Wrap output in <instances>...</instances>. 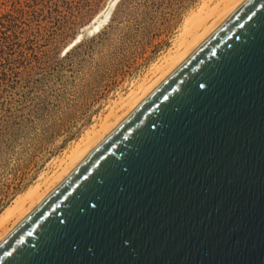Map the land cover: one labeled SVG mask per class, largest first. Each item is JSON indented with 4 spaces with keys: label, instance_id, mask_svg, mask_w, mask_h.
<instances>
[{
    "label": "water",
    "instance_id": "1",
    "mask_svg": "<svg viewBox=\"0 0 264 264\" xmlns=\"http://www.w3.org/2000/svg\"><path fill=\"white\" fill-rule=\"evenodd\" d=\"M0 264H264V0H246L23 218Z\"/></svg>",
    "mask_w": 264,
    "mask_h": 264
},
{
    "label": "rangeland",
    "instance_id": "2",
    "mask_svg": "<svg viewBox=\"0 0 264 264\" xmlns=\"http://www.w3.org/2000/svg\"><path fill=\"white\" fill-rule=\"evenodd\" d=\"M213 2L0 0V218L121 98L139 95L190 15Z\"/></svg>",
    "mask_w": 264,
    "mask_h": 264
},
{
    "label": "bare ground",
    "instance_id": "3",
    "mask_svg": "<svg viewBox=\"0 0 264 264\" xmlns=\"http://www.w3.org/2000/svg\"><path fill=\"white\" fill-rule=\"evenodd\" d=\"M245 1L214 0L212 5L205 4L192 13L179 32L174 49L163 57L161 63L154 65L150 77L136 85L139 95H135L133 90L127 97L121 98L111 107L99 128L87 131L63 158L56 161L53 174L42 175L41 181L16 199L14 205L0 218V241ZM107 20V15L99 18L90 32L99 30ZM120 109L124 110L121 115L118 114Z\"/></svg>",
    "mask_w": 264,
    "mask_h": 264
}]
</instances>
